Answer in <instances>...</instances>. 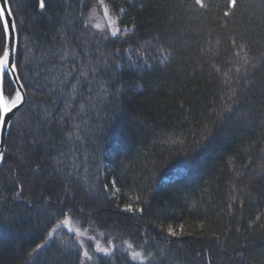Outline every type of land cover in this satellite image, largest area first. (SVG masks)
<instances>
[{"label": "trees", "instance_id": "16d2710c", "mask_svg": "<svg viewBox=\"0 0 264 264\" xmlns=\"http://www.w3.org/2000/svg\"><path fill=\"white\" fill-rule=\"evenodd\" d=\"M104 1L131 39L88 21L98 0H10L26 100L0 166V264H264V0L227 18V0ZM69 208L94 261L66 228L32 251Z\"/></svg>", "mask_w": 264, "mask_h": 264}, {"label": "snow or ice", "instance_id": "6c2138e0", "mask_svg": "<svg viewBox=\"0 0 264 264\" xmlns=\"http://www.w3.org/2000/svg\"><path fill=\"white\" fill-rule=\"evenodd\" d=\"M101 4L103 3V0H100ZM195 3L198 5H201L202 7H208L207 4L204 3V0H195ZM239 6V0H227L226 7L228 11L224 12V17L227 18L231 14L235 13L236 8ZM39 7L41 9L46 8L45 0H39ZM118 8L119 14L121 17L126 13V8L121 7L118 4L116 5ZM16 11L13 10L11 7L10 0H0V129H2L4 126L7 125V116L9 113H13L14 110L19 111V108L23 105L25 102V95L23 92L24 84L22 81H20L19 77H17V83L20 85L19 87H16L11 79L9 78V70L11 71L12 76H16L18 69H19V23L18 19L16 17ZM105 15L109 13V9H104ZM97 27H99L97 25ZM120 31H123L125 33H129L128 36H126V39H131L135 35V24H133L132 28L129 29L127 26L123 29H117L111 33V35L116 36ZM151 44L152 42H147ZM117 53L120 51V49L116 50ZM160 51H163V49H160ZM139 56L141 58H146L147 53L145 51H139ZM13 53L16 54V61L14 62L12 57ZM166 59V57H164ZM244 64L247 65L250 63V61L247 59V57H244ZM239 71V70H238ZM233 95H235V91L232 90ZM196 148H192L189 153L195 152ZM6 158L5 153H0V163H3ZM116 181L112 180L109 183H106L103 185V188L105 190H109V186H115ZM19 188L20 190L16 192V195L18 197H23L24 195V188H25V182L19 181ZM120 192V189L117 188L114 192H110L111 196H116ZM136 202L140 203L142 200V196L135 197ZM119 207V206H117ZM77 211H83V209L77 207ZM124 212L127 213H135L137 211L143 212V208L136 209L133 207L132 204H127L123 208ZM72 212V209L69 208L68 212H63L62 215H64L66 218L61 221L62 224H67L68 221V214ZM259 219V217L257 218ZM203 227V225H202ZM181 231L177 232L173 229V227L169 226L167 228V232L171 236H179L183 235V225L180 226ZM53 233L49 232L48 236L45 238V240L42 242V244L38 243L35 248H33V252H36L38 249H42L43 247H46L48 245V240L52 237ZM212 235H215V233H212ZM97 252L104 253L106 256L113 255V251L111 248H101L99 246L96 247ZM83 257L87 261H94V256L89 254V251L85 249L82 253ZM148 255H151L149 253ZM132 259H147V256L142 255L141 252H132L131 254ZM79 264H84V260L79 261Z\"/></svg>", "mask_w": 264, "mask_h": 264}, {"label": "rangeland", "instance_id": "374dc122", "mask_svg": "<svg viewBox=\"0 0 264 264\" xmlns=\"http://www.w3.org/2000/svg\"><path fill=\"white\" fill-rule=\"evenodd\" d=\"M105 8L109 9V13L107 15H105L104 13ZM88 21L93 26L97 27L98 25L99 27L106 28V30L110 33V35L113 31L120 29V26L117 22V19L113 15L111 8L104 0L102 4L100 0H98L96 8L93 9L88 15ZM65 228L69 231H72V233L74 232L76 242L81 245L82 249H84L85 240L87 238L86 234L84 233V231L79 229L74 223H71L70 221L67 224H62L60 222L54 229L53 235H60L64 230H66Z\"/></svg>", "mask_w": 264, "mask_h": 264}, {"label": "water", "instance_id": "95a60500", "mask_svg": "<svg viewBox=\"0 0 264 264\" xmlns=\"http://www.w3.org/2000/svg\"><path fill=\"white\" fill-rule=\"evenodd\" d=\"M13 61L15 62V59H16V54L13 53V57H12ZM17 77L18 76V73L16 74V76H12L11 74V71L9 70V78L11 79L12 83L16 86V87H19L20 85L17 83ZM23 92H24V95H25V100H26V94H25V90L23 89ZM25 103V102H24ZM23 103V104H24ZM23 106V105H22ZM21 106V107H22ZM20 107V108H21ZM19 108V109H20ZM17 111L14 110L13 113H9L8 116H7V125L4 126L2 129H0V153H4V150H5V146H6V139H7V135H8V132H9V129H10V125H11V122H12V119L15 115ZM0 166H1V163H0Z\"/></svg>", "mask_w": 264, "mask_h": 264}]
</instances>
